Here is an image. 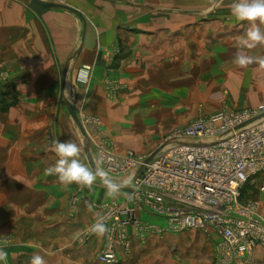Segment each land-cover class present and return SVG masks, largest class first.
<instances>
[{"label":"crops","instance_id":"obj_1","mask_svg":"<svg viewBox=\"0 0 264 264\" xmlns=\"http://www.w3.org/2000/svg\"><path fill=\"white\" fill-rule=\"evenodd\" d=\"M47 1L68 5L76 12L62 8H43L31 0H0V67L10 68L8 73L16 85V93L29 100L11 108L8 115L1 117L3 134H0V156L4 158V163L11 162L14 169L9 171L6 166L2 175L14 182L17 180L16 185L13 183V193L19 195L18 201L25 199L26 203L16 201L13 206L0 207L3 211L2 216L0 215V227L13 223L15 218L20 221L22 216L35 219L41 215L38 211L43 205H32V199L28 195L43 193L50 217L60 212L65 214L64 209L68 210L62 201L63 197H59V194L66 192L63 187L68 185L60 184L55 175L45 172L58 159L52 151L54 141L71 140L77 143L78 140L75 130L77 126L60 99L61 74L67 62L69 68L64 96L83 100V110L106 124L117 114L121 120L135 114L137 106H130L125 99H133L139 93L144 95L152 91L153 86L148 85L150 79L158 80L163 76L168 81H174L186 66L182 62L187 60L188 76L193 82L199 80L209 84L215 81L220 84L219 90L222 91V87H225L231 91L228 106L224 109L244 110L264 106V69L255 63L247 68L234 64L232 69H228V57L233 60L235 52L260 57L264 56V45H258L254 49L238 48V40L249 27L248 22L238 21L231 14L219 16V23L214 22L211 15L212 0L199 1L204 4L199 8L196 6L197 0ZM207 2L211 4L206 6ZM226 2L229 6L233 0ZM259 26L264 31V24ZM112 53L116 55L112 57ZM108 56L111 62L108 61ZM214 58H220L217 66V63L214 65ZM84 66L92 67L87 84L82 81L86 75L82 70ZM214 66L217 70H214ZM214 75L218 77L214 78ZM105 78H112L125 86L126 92L122 90L118 96L123 103L118 110L109 106L103 91ZM161 98L153 102L160 104L164 101L165 105L166 99ZM54 103H60V106L54 107ZM73 107L79 109L77 106ZM144 108L146 109L145 103ZM221 110H214L209 115ZM54 115H60L59 127L56 128L57 137L49 122ZM168 124L170 123L156 122L153 126L161 131L170 126ZM79 158L86 161L84 148L83 156L80 154ZM18 163L34 164V170L40 164L38 172L33 175V181L25 174V166L21 169ZM20 178L27 179L22 184L23 187ZM128 190V186L123 185L119 197L109 198L106 188L98 180L91 189H83L79 203L83 201L84 205L86 203L92 209V220L97 215V204L112 199L116 202L125 201ZM3 191L5 195L11 193L7 188ZM5 213L13 216L5 218ZM139 217L153 224H164L154 215L144 212H139ZM42 226L49 229L50 241L59 236L55 241L60 242V250L55 252V256L45 257L48 258L47 264H65L73 254L77 258L76 264H103L96 259V250L100 245L102 247L103 237L99 241L100 237L94 234L90 241L91 247L73 250L69 244L73 227L66 219L45 220ZM125 229L131 239V249L125 251L119 244H115L117 262L114 264H161L149 261L147 254L142 251L149 243H154V237H149L148 234L138 242L134 237V228L127 226ZM194 231L197 233L190 234ZM166 233L171 234L170 238L179 255L186 251L191 255L196 248L203 246L204 260H198H203L204 264H214L215 248L219 241L214 233L202 230ZM132 240L139 244L135 245ZM30 244V240H17L12 244L9 242L5 248L9 253L7 264H17L20 259L23 264H30V258L35 254L31 250L29 252ZM135 246H140L141 250ZM228 264H264V247L256 246L242 262Z\"/></svg>","mask_w":264,"mask_h":264},{"label":"built area","instance_id":"obj_2","mask_svg":"<svg viewBox=\"0 0 264 264\" xmlns=\"http://www.w3.org/2000/svg\"><path fill=\"white\" fill-rule=\"evenodd\" d=\"M261 114L264 106L223 109L192 120L175 130L146 164L147 156L98 146V166L115 182L126 177L129 190L124 203L96 206V220L103 218L109 229L96 259L116 263L115 244L130 251L131 239L124 231L130 225L140 239L150 232H212L219 237L214 264L242 262L256 246L264 247L260 204L241 201L245 184L264 175V116L254 119ZM139 212L154 215L164 224L141 220Z\"/></svg>","mask_w":264,"mask_h":264},{"label":"rangeland","instance_id":"obj_3","mask_svg":"<svg viewBox=\"0 0 264 264\" xmlns=\"http://www.w3.org/2000/svg\"><path fill=\"white\" fill-rule=\"evenodd\" d=\"M197 1L198 3L196 4V6H198V8L204 5L202 2H199L201 0H197ZM211 3L207 2L206 6L210 4L212 5L211 15L214 18L213 19L214 22L219 23V19L221 16L230 14V8L228 5H226L228 3L226 2V0H215V6H214V0H212ZM117 53L119 54V51ZM114 54L116 55V53H112V57L115 56ZM107 58L108 61L111 62L110 56H108ZM231 59H232L231 57H228L229 60L228 69L229 68L232 69L234 65L233 60ZM213 61H214V65L217 63L216 64L217 66L220 63L219 62L220 58L219 60L214 58ZM182 63L186 66L182 68L181 74L179 76H176L175 77L176 79H174V81H168L163 76L159 77L158 80L150 79L148 85L150 87L153 86L152 91L144 95H140L139 93V95H137L136 98H133L134 100L125 99L127 103H130V106L132 107L135 105L137 106V108H135L136 109V111L134 112L135 114L133 113L130 114L127 119H122V120L120 118L118 119V114H117L116 117H114L111 121L109 120L110 122L106 124V122L101 121L99 118L95 116L88 115L83 110L82 108L84 106V104H82L83 100L77 99L75 97L67 98L72 103L73 106H77L79 108L78 110L75 109V111L82 120L81 122L83 123L84 130L87 136V137L83 136V134L79 131V129L77 127L76 128L74 127L77 132L76 133L78 138L77 144L81 148L80 154H82L83 156V148L85 144L88 143L90 145V152L96 167L98 166L97 164L98 146H107L108 148H111L115 152L118 153L121 152L120 154L131 153L137 156L140 155L148 156L153 151H155L160 145H165L171 134H173V132H175V130H177L178 128L187 125L192 120L205 118L209 116V113L213 112L214 110H219L220 108L223 110L224 107L228 106V97L231 95L230 90H228L225 87H222V91L219 90L218 88L220 84H217L215 81L210 82L209 84H205L204 82L201 81L199 82V80L197 82H193L192 81L193 79L188 76V69H189L188 60ZM216 66H214V70ZM9 69H10L9 67H0V134H3L1 117L3 115H8V113L11 112L10 111L11 108L20 105V103H25L29 101L23 99L18 92L16 93V85L9 76L8 73ZM82 70L86 73V75L84 74L85 77H83L82 81L84 84L85 83L87 84L91 75L92 67L84 66ZM77 75H79V72ZM217 77H218L217 75H214V78ZM203 79H205V77ZM104 80L105 82L103 86V91H105L106 93L107 99L109 101L108 102L109 106H111L113 109H117V110L120 109L123 103H122V99H119L120 97L118 96L119 93L122 92V90L126 92V89H124L125 88L124 84L112 78L111 79L105 78ZM215 86L217 88H215ZM71 89L73 90L74 88L71 87ZM135 89L136 88H133V90ZM8 90L11 92L10 93L11 95H7V96L4 95L5 92H7ZM13 96H15L16 98L14 103L11 100ZM161 97L164 100L166 99L165 101L167 103L165 105H163L164 101H162V103L160 104L153 102V100L160 99ZM54 102H58V100H54ZM144 103L146 104V109L144 108ZM52 105L54 107H59L60 103H54ZM59 120H60V115L58 116L54 115L51 118V121L49 120L50 124L52 125L51 129L54 131V136L56 135V128L59 127L58 124ZM173 120H175L174 123H172ZM156 122L170 123L168 124L170 126L164 128V130L158 131L153 126V124ZM157 126L159 125L157 124ZM57 136L58 135H56V137ZM3 159L4 158L0 156V193H1L0 207L7 208L17 203L16 201H18L19 195H14L16 193H13V189H14L13 183H15L16 185L17 180H15L14 182L12 179L10 178L6 179L2 175V173L5 172L6 166L9 167L8 168L9 171L14 170L12 168L13 164L11 162L4 163L5 161ZM82 162L87 164L85 159ZM19 165H21V169H23L22 167L25 166V174L28 176V178L32 180L34 178L33 175L36 174V171L38 172L40 164L36 165L35 170H34V166H35L34 164L21 163ZM116 180L117 183H124L125 181H127V178L119 177ZM26 181L27 179L20 178L21 187L24 186L22 184H25ZM56 181L58 182L57 178ZM263 182H264V175L261 174L254 176L250 181H248L242 189L241 201L245 203L249 201L259 202L260 213L264 215V191H260V187L262 186ZM125 185L128 186V183ZM4 188H7L11 193L5 195V191H3ZM63 188H64L63 190H65L66 192H63L64 195L59 194V197L60 196L63 197L62 201L64 202V206L65 208L68 207V210L64 209L65 214L60 212L57 213L56 216L54 217H50V215L48 216L49 212L47 210V205L45 206L46 203H44L45 197L43 193L41 194L37 193L34 196L28 195L27 197L32 199L31 200L32 205L39 207L43 205L41 209L38 211L41 213V215L37 216V218L35 219L31 217L22 216L20 221H18L17 218H15L13 223H9L6 226L2 225L0 227V242L7 240L12 244L17 240L18 241L23 240L26 242L30 240L31 247L29 249V252L34 251L35 253H40L44 257L55 256V252L60 250V242L55 241L57 240L55 238L59 236L53 237L54 239L51 238L53 241H50L49 229L43 227L42 225L44 224L45 220L64 221L66 219V222L70 223V226L73 227V234L72 236H70V240H69L70 247H72L73 250H83L91 247L92 245L90 241L93 238L94 234L85 235L83 233L84 230H86L89 225L95 222L99 212L96 209L97 215L94 216V218L91 220L90 218L92 217L91 216L92 209L87 207L86 203L84 205L83 201L82 202L80 201L79 203V199L83 195L84 191L81 190L80 187L76 184L68 185V187L64 186ZM74 198L76 199V201H73ZM109 201H115V200L112 199ZM18 202L26 203V200L24 199L23 201L20 200ZM29 202L30 201H28L27 203ZM118 203L119 204L124 203V200H120V202ZM8 213H12V212H8ZM2 214L3 211L0 210V215L2 216ZM5 214H6L5 218H9L13 216V214H9V215L7 213ZM24 215L26 214L24 213ZM74 215H76V217ZM54 229H52V231H55ZM124 231L126 232V229H124ZM30 232H32L31 235ZM191 233H197V231L190 232V234ZM148 234L149 237L155 238L154 243H149L147 247L144 250H142L143 253L147 254L149 261H155L161 264H204L203 263L204 259L202 258V256L204 255L205 251L203 250L204 249L203 246L200 248L199 247L196 248V251L194 253H191V255L188 254L187 251L184 253L182 252V254L179 255L176 250V247L173 245V242L170 238L171 234H167L166 232H162V233L150 232ZM23 237L27 239H23ZM134 237L138 242H141V239H139V237L136 234H134ZM101 238L102 237H100L98 240L100 241ZM104 242H105V237L103 236V244ZM100 247L98 250H96V252L101 251L103 245L101 248ZM135 248L140 249V246H135ZM75 256H76L75 254L70 255L69 259L66 261L65 264H76L77 258H75ZM46 259L48 258H45V260ZM198 259H203V260L199 261ZM17 264H23V261L20 259Z\"/></svg>","mask_w":264,"mask_h":264},{"label":"clouds","instance_id":"obj_4","mask_svg":"<svg viewBox=\"0 0 264 264\" xmlns=\"http://www.w3.org/2000/svg\"><path fill=\"white\" fill-rule=\"evenodd\" d=\"M229 8L230 14L236 20L246 21L249 24L244 35L239 38L237 47L254 49L258 45H264V31L259 26L264 24V0H234L229 5ZM233 63L240 68H247L255 63L261 69H264V56L253 57L237 51L234 55ZM52 151H54L58 159L54 164L46 168L45 172L48 175H55L60 184H76L83 190L84 188L91 189L99 180L106 188L107 197L116 198L121 195L123 185L115 182L103 167L97 166L93 168L80 160L81 148L77 143L71 140H56L53 142ZM100 159L102 162L103 157ZM124 183L127 184L128 182L125 181ZM125 195L127 194L125 193ZM108 233L109 229L103 218H99L89 225L83 234H95L98 237H103ZM8 243L7 240L0 242V264H7L9 253L5 248ZM30 264H47V261L43 255L35 253L30 258Z\"/></svg>","mask_w":264,"mask_h":264},{"label":"water","instance_id":"obj_5","mask_svg":"<svg viewBox=\"0 0 264 264\" xmlns=\"http://www.w3.org/2000/svg\"><path fill=\"white\" fill-rule=\"evenodd\" d=\"M34 4H37L43 8H62V9H66V10H70V11H74L76 12V10H74L72 7L65 5V4H60V3H55V2H47V1H42V0H31ZM68 68H69V64L68 62L65 64L63 70H62V74H61V95H60V99L62 104L66 107L68 113L70 114L72 120L74 121V123L76 124L77 128L79 129V131L83 134V136H85V130L83 128V125L72 105V103L64 96V91L66 88V75L68 72ZM264 116V114H261L259 116H257L254 119H258L260 117ZM164 145H160L155 151H153L151 154H149L147 156V158L145 159L144 163H148L151 161V159L163 148ZM84 154L86 157V161L87 164L90 167L95 168V164L93 162V158L90 152V145L88 143L85 144L84 146ZM143 166L140 167L139 172L142 170Z\"/></svg>","mask_w":264,"mask_h":264},{"label":"trees","instance_id":"obj_6","mask_svg":"<svg viewBox=\"0 0 264 264\" xmlns=\"http://www.w3.org/2000/svg\"><path fill=\"white\" fill-rule=\"evenodd\" d=\"M10 93H11V92L8 90L7 92H5L4 95H6V96H7V95H11ZM15 99H16L15 96H13V97L11 98V100L13 101V103L15 102ZM12 101H11V102H12Z\"/></svg>","mask_w":264,"mask_h":264},{"label":"bare ground","instance_id":"obj_7","mask_svg":"<svg viewBox=\"0 0 264 264\" xmlns=\"http://www.w3.org/2000/svg\"><path fill=\"white\" fill-rule=\"evenodd\" d=\"M79 117V116H78ZM80 119V118H79ZM81 121V120H80ZM82 123V122H81ZM83 125V124H82ZM83 128H84V126H83ZM86 133V132H85ZM85 137H86V134H85Z\"/></svg>","mask_w":264,"mask_h":264}]
</instances>
